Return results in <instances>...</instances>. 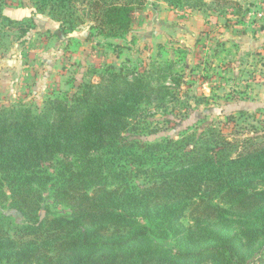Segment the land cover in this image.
<instances>
[{
    "label": "trees",
    "instance_id": "1",
    "mask_svg": "<svg viewBox=\"0 0 264 264\" xmlns=\"http://www.w3.org/2000/svg\"><path fill=\"white\" fill-rule=\"evenodd\" d=\"M129 9L109 5L104 16ZM66 23L75 31V21ZM177 65H110L100 84L42 108L0 109V264H259L252 260L264 250L259 131L230 140L212 124L148 140L161 125L150 112L178 100ZM47 202L66 211L40 219ZM4 210L22 218L24 231L5 224Z\"/></svg>",
    "mask_w": 264,
    "mask_h": 264
},
{
    "label": "rangeland",
    "instance_id": "2",
    "mask_svg": "<svg viewBox=\"0 0 264 264\" xmlns=\"http://www.w3.org/2000/svg\"><path fill=\"white\" fill-rule=\"evenodd\" d=\"M263 4L264 0H242V5L238 0H0V52L14 60L15 69L12 85L0 88V109L42 108L48 98L100 84L110 65L149 71L154 60L170 59L178 62L171 73L183 77V83L168 110L150 112L151 120L161 125L148 140L178 138L212 124L230 140L255 138L256 131L264 140V48L253 49L246 39L254 25L264 24ZM109 5H128L129 16L121 12L108 21L104 12ZM68 20L75 21V31ZM101 25L106 33L99 36ZM230 117L236 120L230 122ZM65 211L47 202L40 219L46 212ZM4 215L7 226L24 231L18 214L4 210ZM153 238L183 249L173 237ZM252 260L264 264V250Z\"/></svg>",
    "mask_w": 264,
    "mask_h": 264
},
{
    "label": "crops",
    "instance_id": "3",
    "mask_svg": "<svg viewBox=\"0 0 264 264\" xmlns=\"http://www.w3.org/2000/svg\"><path fill=\"white\" fill-rule=\"evenodd\" d=\"M240 5H242V0H238ZM251 0H248V2ZM264 8V4H263ZM240 25H238L239 27ZM254 33L247 34L246 39L249 40V43L253 47V49H261L264 48V24L262 26H253ZM14 60H10V58L3 56L2 52H0V88H8L12 85V80L14 79L15 69L13 68L12 63Z\"/></svg>",
    "mask_w": 264,
    "mask_h": 264
}]
</instances>
